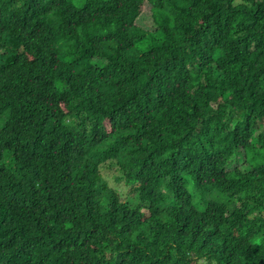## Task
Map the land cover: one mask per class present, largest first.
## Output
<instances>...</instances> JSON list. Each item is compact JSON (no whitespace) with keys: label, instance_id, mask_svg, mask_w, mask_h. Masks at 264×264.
Here are the masks:
<instances>
[{"label":"trees","instance_id":"trees-1","mask_svg":"<svg viewBox=\"0 0 264 264\" xmlns=\"http://www.w3.org/2000/svg\"><path fill=\"white\" fill-rule=\"evenodd\" d=\"M0 264H264V0H0Z\"/></svg>","mask_w":264,"mask_h":264},{"label":"rangeland","instance_id":"rangeland-1","mask_svg":"<svg viewBox=\"0 0 264 264\" xmlns=\"http://www.w3.org/2000/svg\"><path fill=\"white\" fill-rule=\"evenodd\" d=\"M77 6H82L85 2V0H70ZM139 24L148 30L154 29V24L152 22V14H151V5L146 3L145 6H143V13L139 20ZM156 44V42L154 43ZM149 47L148 44H139L134 49V52H143L147 50ZM239 116V115H238ZM238 116H235L236 120H238ZM103 173L105 175V178L108 180L109 184L114 187L120 195L124 199H131L132 195L130 194V188L124 181H118L117 178L121 175V173L118 171L116 167H114L112 170L104 169Z\"/></svg>","mask_w":264,"mask_h":264}]
</instances>
